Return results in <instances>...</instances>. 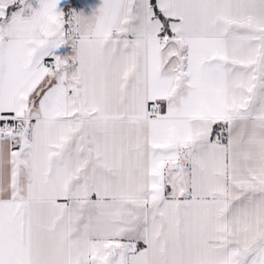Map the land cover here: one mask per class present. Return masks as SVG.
<instances>
[{
  "label": "snow or ice",
  "instance_id": "1",
  "mask_svg": "<svg viewBox=\"0 0 264 264\" xmlns=\"http://www.w3.org/2000/svg\"><path fill=\"white\" fill-rule=\"evenodd\" d=\"M0 264H264V0H0Z\"/></svg>",
  "mask_w": 264,
  "mask_h": 264
}]
</instances>
